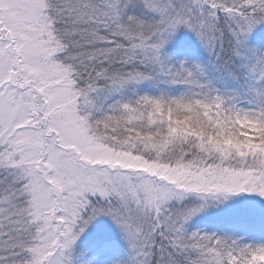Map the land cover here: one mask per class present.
<instances>
[{
    "label": "snow or ice",
    "instance_id": "obj_1",
    "mask_svg": "<svg viewBox=\"0 0 264 264\" xmlns=\"http://www.w3.org/2000/svg\"><path fill=\"white\" fill-rule=\"evenodd\" d=\"M264 0H0V264H264ZM192 34L200 55L165 49ZM87 257V258H85Z\"/></svg>",
    "mask_w": 264,
    "mask_h": 264
},
{
    "label": "rangeland",
    "instance_id": "obj_2",
    "mask_svg": "<svg viewBox=\"0 0 264 264\" xmlns=\"http://www.w3.org/2000/svg\"><path fill=\"white\" fill-rule=\"evenodd\" d=\"M249 46L264 51V25L259 26L250 36ZM165 52L174 59H183L200 55V48L195 37L182 30L173 38ZM237 209L246 210L256 223L264 221V203L255 198H246L219 210H208L206 214L195 218L190 223L189 230L227 229L231 226L230 220L234 210ZM78 251L87 252L88 256L99 254L100 264H108V261L114 257L126 258L127 253L126 245L118 230L106 217H100L93 222L81 237Z\"/></svg>",
    "mask_w": 264,
    "mask_h": 264
}]
</instances>
